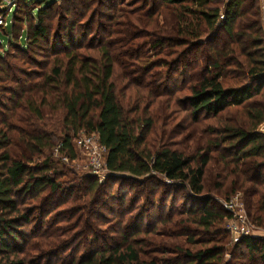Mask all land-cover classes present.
I'll return each instance as SVG.
<instances>
[{"label": "trees", "instance_id": "trees-1", "mask_svg": "<svg viewBox=\"0 0 264 264\" xmlns=\"http://www.w3.org/2000/svg\"><path fill=\"white\" fill-rule=\"evenodd\" d=\"M22 1L0 51V264H264L262 1ZM82 133L103 181L53 156ZM240 209L256 230L236 241Z\"/></svg>", "mask_w": 264, "mask_h": 264}, {"label": "rangeland", "instance_id": "rangeland-1", "mask_svg": "<svg viewBox=\"0 0 264 264\" xmlns=\"http://www.w3.org/2000/svg\"><path fill=\"white\" fill-rule=\"evenodd\" d=\"M47 1H52V0H37V2L34 3V5H36V7L38 5H40V4L41 5H46ZM132 1L133 0H123V4L126 5V4H128V3L132 2ZM18 2H19V5H20V10L18 8L19 16H21V17L26 16L28 18H29V16L31 17V14H30L31 7H27L26 4H24L22 0H20V1L17 0L16 3L18 4ZM17 4H15V6H13L12 10L8 14V10L7 9H9L10 6L6 2H3V0H0V12L6 13V15L8 14L7 21H6L7 22L6 24H8V25L5 27V29L3 28V26H0V51L1 52H4V51H7L8 50L9 43H10V35L12 33V22H13L14 13H15L16 5ZM66 4H67L66 2L63 3V5H66ZM34 5H32V6H34ZM3 7H6V8L4 9ZM54 24H57L56 19L54 21ZM18 26H23L22 20L21 21H17L16 27H18ZM24 27H27V25L25 24ZM11 38H12V36H11ZM26 38H27V30L25 28L23 30L22 36H21V38L19 40V42L22 43V45H24V46L26 44ZM45 56L46 55L40 56L39 59L44 60L45 59ZM79 135H81V134H79ZM76 141H77V139L74 141V147H75L76 156H77L76 159H74V160L71 161L70 158L67 157L66 153H60L57 150V148L59 146L54 150V153H53V156L55 158H59V159L63 160V162L65 161V163L67 164L65 166H62L61 168L69 176L68 179H69V181L71 180L70 181L71 183L73 182L72 181V178L75 177V176H85V175L92 174L91 171H90V169L86 168V164H89L90 158L93 155V152H87L86 146L81 145V144H78ZM80 146H83V147H80ZM96 178H98V177H96ZM100 180H102V179L100 178ZM118 186H119V183L118 182H116V183L110 182L107 191L108 192H114V193H116V192H118ZM128 189H130V187H128ZM221 201L223 203V200H221ZM182 202H183L182 195L178 196L173 201V203H172V201L170 199V201L168 203V206L166 207L165 213L168 212V210L170 209V206H174L175 209H178L179 207H181ZM234 202L237 203V206H235L236 210H237V208H240L242 206L241 204H239L240 200H235ZM118 205H119L118 204V201H116L114 203L113 202L111 203V206L114 207L113 209H117L119 207ZM67 206H71V201L69 203H67V204L60 205L56 210H58V212L61 213L62 210H64ZM106 210H108V209H106ZM240 211H242V210L240 209L239 211H237V213H240ZM68 215H69V213L65 212V213H63L61 215L62 216L61 218H65V220H66L68 218L66 216H68ZM49 216L50 215H48L46 217V219L49 218ZM237 217H238V214H237ZM73 220L74 219H72L71 221H73ZM236 220H237L236 222L238 223L237 226L241 227L243 225V222L240 219H236ZM100 225L102 227H105L106 226V225H103V224H100ZM56 226L58 228H60L59 226L69 227L70 226V223L68 221L60 222V223H57ZM62 229L64 230V227ZM70 232H71V230L68 231V232H66V233H62V235L60 237L62 239L68 238L72 234ZM74 237H75L74 246H75V248H77L82 243V237H79L77 235H75ZM72 238H73V236L70 239H72ZM71 242H73V239H72ZM71 249L73 250V245H72ZM63 256H64L63 254L56 255L54 257L55 258L54 261L59 260Z\"/></svg>", "mask_w": 264, "mask_h": 264}, {"label": "built area", "instance_id": "built-area-1", "mask_svg": "<svg viewBox=\"0 0 264 264\" xmlns=\"http://www.w3.org/2000/svg\"><path fill=\"white\" fill-rule=\"evenodd\" d=\"M17 0H3V2H6L10 7L8 10L9 12L12 10L13 6H15ZM4 9L6 7H3ZM6 13L0 12V26L6 27L8 24L7 22V16ZM77 143L86 146L87 152H93V155L90 158L89 164H86V168L90 169L91 173L98 177L99 180L100 178L103 180L107 173V154H108V149L106 148L105 145L101 144L99 135L97 133H82L79 135L77 138ZM61 146L57 148L59 151ZM83 147V146H80ZM100 180V181H102ZM237 200V199H235ZM235 206H237V203L232 201L230 204H226L227 208H232L234 209ZM238 214V218L243 222V225L241 227L237 226V220L235 219L232 221L230 224V228L234 234L235 240L237 241L242 235L249 234L251 232H254L256 228L252 226L248 220L246 215L244 214V211H240ZM262 232V231H258ZM261 234H264L263 232Z\"/></svg>", "mask_w": 264, "mask_h": 264}, {"label": "crops", "instance_id": "crops-1", "mask_svg": "<svg viewBox=\"0 0 264 264\" xmlns=\"http://www.w3.org/2000/svg\"><path fill=\"white\" fill-rule=\"evenodd\" d=\"M262 1V5H263V8H264V0H261Z\"/></svg>", "mask_w": 264, "mask_h": 264}]
</instances>
